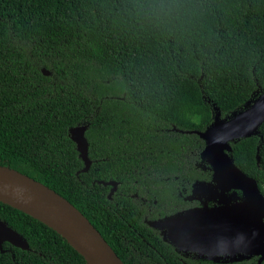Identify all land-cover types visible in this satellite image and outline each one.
<instances>
[{"label": "trees", "instance_id": "trees-1", "mask_svg": "<svg viewBox=\"0 0 264 264\" xmlns=\"http://www.w3.org/2000/svg\"><path fill=\"white\" fill-rule=\"evenodd\" d=\"M259 89L264 0H0V166L69 202L123 264H179L143 215L171 208L177 189L213 196L198 133L213 107L227 119ZM230 146L264 197V123ZM0 220L29 248L4 243L0 264H86L30 216L0 203Z\"/></svg>", "mask_w": 264, "mask_h": 264}, {"label": "water", "instance_id": "water-1", "mask_svg": "<svg viewBox=\"0 0 264 264\" xmlns=\"http://www.w3.org/2000/svg\"><path fill=\"white\" fill-rule=\"evenodd\" d=\"M44 76L50 73L42 69ZM260 96L248 102L245 109L222 119L218 108L213 107L214 119L199 137L204 141L202 157L212 172L215 193L210 198L218 204L209 208L186 211L161 222L155 228L166 227L168 243L184 250L211 257L222 256L229 261L259 256L264 260V197L256 182L243 174L231 161L230 143L258 136L264 123V89ZM86 126L69 130L70 140L83 163L81 173L91 165L88 158ZM111 187L108 199L117 190ZM237 192L241 197H237ZM0 203L5 204L42 223L73 248L86 264H123L111 247L91 223L69 202L54 191L13 169L0 166ZM28 250L26 241L0 220V253L2 245Z\"/></svg>", "mask_w": 264, "mask_h": 264}, {"label": "flooded vegetation", "instance_id": "flooded-vegetation-1", "mask_svg": "<svg viewBox=\"0 0 264 264\" xmlns=\"http://www.w3.org/2000/svg\"><path fill=\"white\" fill-rule=\"evenodd\" d=\"M189 186L192 187L193 183H189ZM175 194H176L177 202L174 203L171 208L163 209L165 211H161V212L157 211L154 213V215L151 214L143 215L144 220H147L148 218L150 219L149 221H145L148 226L150 225L151 227H153L152 226L153 223L164 221L166 219L172 218L186 211L202 208L205 205H207V207L209 208L218 205L212 200H210V197H205V196L200 197V199L197 201V198L195 197L192 188L189 189L188 191H186L185 189H177L175 191ZM130 216H137V215H130ZM156 229H157V237L163 240L164 242H168L169 237H168V230L166 229V227L163 226ZM143 242H145L146 245L149 246V244L146 241ZM175 250L179 254V264H237L244 261L251 262L252 264L253 262H255L254 264H257L260 258L259 256H253L247 259L233 260V261H229L228 259L222 256L210 258L209 256L206 255L205 256L199 255L193 251L184 250V245L182 242L178 243V248H175Z\"/></svg>", "mask_w": 264, "mask_h": 264}, {"label": "rangeland", "instance_id": "rangeland-1", "mask_svg": "<svg viewBox=\"0 0 264 264\" xmlns=\"http://www.w3.org/2000/svg\"><path fill=\"white\" fill-rule=\"evenodd\" d=\"M260 94H261V92H258V93L256 94L255 98L252 99V102H253L255 99H257V98L260 96ZM173 120L178 121L179 118H178L177 116H174V117H173Z\"/></svg>", "mask_w": 264, "mask_h": 264}]
</instances>
